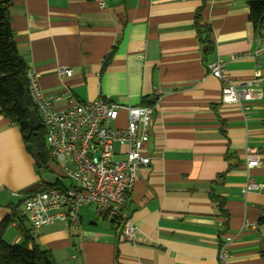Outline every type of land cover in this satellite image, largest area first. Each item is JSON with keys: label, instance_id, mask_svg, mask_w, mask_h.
I'll use <instances>...</instances> for the list:
<instances>
[{"label": "crops", "instance_id": "obj_1", "mask_svg": "<svg viewBox=\"0 0 264 264\" xmlns=\"http://www.w3.org/2000/svg\"><path fill=\"white\" fill-rule=\"evenodd\" d=\"M250 1H13L20 54L42 89L62 95L57 107L73 96L154 108L143 147L152 162L139 168L127 202L135 238L125 239L83 206L78 228L57 221L34 229L58 264H221L222 247L232 264H264V194L243 192L249 176L264 182V56L252 54ZM199 9L212 28L209 54L195 25ZM217 58L236 81L254 80L261 70L254 100L222 103V82L207 70ZM61 67L73 74H59ZM127 119L122 108L116 125L125 127ZM250 146L260 166L247 167ZM38 182L50 183L19 127L0 112V223L16 206L24 213L23 201L34 192L26 188ZM213 196L224 200L228 216ZM245 222L255 226L243 229ZM4 238L22 241L16 222Z\"/></svg>", "mask_w": 264, "mask_h": 264}, {"label": "built area", "instance_id": "obj_2", "mask_svg": "<svg viewBox=\"0 0 264 264\" xmlns=\"http://www.w3.org/2000/svg\"><path fill=\"white\" fill-rule=\"evenodd\" d=\"M256 37L257 47L252 54L258 58L264 56V23L257 29ZM243 56L235 53L233 58ZM207 70L222 82L223 104L243 106L255 99L256 87L262 79L260 69L251 81L229 77L225 63L219 58L210 61ZM59 74L71 76L73 69L61 67ZM27 76L31 101L46 130V140L60 174L57 186L24 199V214L30 225L40 228L60 221L78 228L81 208L90 205L99 217L124 220L123 237L133 240L137 227L129 221L127 202L139 168L152 162L143 147L146 130L153 124L154 108L123 106L103 98L79 101L73 96L69 97L67 107L60 108L56 103L62 100V95L42 89L34 71L28 69ZM122 108L128 113L125 127L116 125ZM246 160L248 168L262 163L258 149L252 146L246 150ZM249 191L264 194V182L249 176L243 192ZM252 226L255 225L245 222L243 229ZM218 258L221 264H232L231 253L225 247L220 249Z\"/></svg>", "mask_w": 264, "mask_h": 264}, {"label": "trees", "instance_id": "obj_3", "mask_svg": "<svg viewBox=\"0 0 264 264\" xmlns=\"http://www.w3.org/2000/svg\"><path fill=\"white\" fill-rule=\"evenodd\" d=\"M14 0H0V112L11 123L19 127L27 152L34 157L37 170L45 169L57 172L58 163L51 154L46 140V130L41 127L35 130L31 122V110L35 108L30 98L28 67L20 54L15 34L11 25V7ZM250 20L255 31L264 23V0L250 1ZM195 25L206 53L214 50L212 28L204 20L202 9L196 14ZM107 58L104 68L110 62ZM58 183H40L35 192L45 191ZM222 215L228 216L224 200L213 196ZM105 220L111 222L113 229L123 232L125 221L122 219ZM264 220V218H262ZM17 223V230L22 237L18 243H9L4 234L12 223ZM34 229L21 212L19 206L0 223V264H58L51 251L43 249L37 242Z\"/></svg>", "mask_w": 264, "mask_h": 264}, {"label": "rangeland", "instance_id": "obj_4", "mask_svg": "<svg viewBox=\"0 0 264 264\" xmlns=\"http://www.w3.org/2000/svg\"><path fill=\"white\" fill-rule=\"evenodd\" d=\"M115 125V124H114ZM41 174H42V177L45 179V181H49L50 183H56L58 181V179L60 178V174L59 172H53V171H48V170H45V169H41V170H38ZM66 183L69 182L68 179L64 178L63 179ZM39 187V182L36 183L35 185H33L32 187H30L29 189L26 188V191L25 192H29V191H32V190H35V189H38ZM84 206H87V205H84ZM87 207H89L90 209V213L92 215V218L93 219H97L98 218V215H96V212H95V209L88 205Z\"/></svg>", "mask_w": 264, "mask_h": 264}, {"label": "water", "instance_id": "obj_5", "mask_svg": "<svg viewBox=\"0 0 264 264\" xmlns=\"http://www.w3.org/2000/svg\"><path fill=\"white\" fill-rule=\"evenodd\" d=\"M31 122H32V126L35 130L42 127L41 119H40L39 114L35 108H33L31 110Z\"/></svg>", "mask_w": 264, "mask_h": 264}]
</instances>
